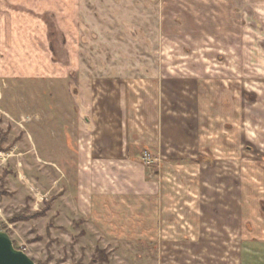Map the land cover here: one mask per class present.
<instances>
[{"label": "rangeland", "instance_id": "374dc122", "mask_svg": "<svg viewBox=\"0 0 264 264\" xmlns=\"http://www.w3.org/2000/svg\"><path fill=\"white\" fill-rule=\"evenodd\" d=\"M93 18L81 52L108 63L91 59L90 81L79 70L74 85L127 81L155 199L88 202L85 230L77 160L30 154L52 146L32 143L38 108L60 126L83 120L82 102L64 82L55 97L0 82V229L36 264H264V0H122Z\"/></svg>", "mask_w": 264, "mask_h": 264}, {"label": "crops", "instance_id": "0c3cea01", "mask_svg": "<svg viewBox=\"0 0 264 264\" xmlns=\"http://www.w3.org/2000/svg\"><path fill=\"white\" fill-rule=\"evenodd\" d=\"M120 2L122 4V0H0L2 88L21 82H40L50 85L48 96L55 97L59 94L55 86L64 82L67 87L63 89V94L72 101L79 97L82 102L79 110L83 120L67 119L60 126L48 117V112L52 113V110L38 108V112L45 114L30 124L43 131L36 133L37 138L34 141L31 139L32 143L52 146H33L30 154L46 160L56 153L60 159L77 160L76 210L78 216L86 220L85 230L91 227L89 203L110 197L121 199L119 203L123 206V199L129 202L131 196L138 192L153 201L157 191L154 180L147 179L145 167L137 162L140 157L137 138L141 132L132 124L135 101L127 81L116 78L114 74L115 78L94 79L90 83L91 59L93 63L99 59L98 63L104 65L108 62L103 57L95 58L91 51L87 56L81 52V48L88 45L86 42L92 41L93 32L100 31L101 27L89 26L91 22L95 23L93 17L96 11L101 9L102 4L112 8ZM79 70L89 80L80 81L81 88L77 87L78 84L74 85ZM161 103H164L163 99L156 103L158 107L152 102L148 104L153 105V112L157 113ZM55 111L58 112L57 109ZM24 113L26 117V111ZM161 119L163 121V117H159V121ZM26 122L22 121L24 125ZM164 133L163 129L162 136ZM62 143L66 145L65 149L59 148ZM143 148L148 147L145 145ZM45 151L47 156L43 155Z\"/></svg>", "mask_w": 264, "mask_h": 264}, {"label": "water", "instance_id": "95a60500", "mask_svg": "<svg viewBox=\"0 0 264 264\" xmlns=\"http://www.w3.org/2000/svg\"><path fill=\"white\" fill-rule=\"evenodd\" d=\"M0 264H36L24 251L15 247L10 235L0 229Z\"/></svg>", "mask_w": 264, "mask_h": 264}]
</instances>
